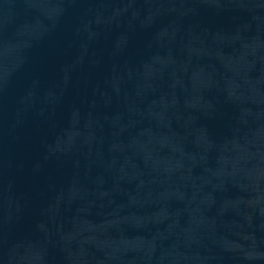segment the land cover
Returning <instances> with one entry per match:
<instances>
[{"label": "water", "instance_id": "water-1", "mask_svg": "<svg viewBox=\"0 0 264 264\" xmlns=\"http://www.w3.org/2000/svg\"><path fill=\"white\" fill-rule=\"evenodd\" d=\"M0 264H264V58L0 11Z\"/></svg>", "mask_w": 264, "mask_h": 264}]
</instances>
